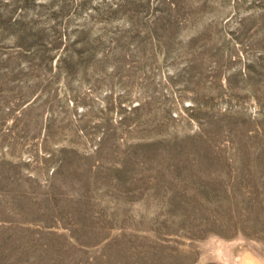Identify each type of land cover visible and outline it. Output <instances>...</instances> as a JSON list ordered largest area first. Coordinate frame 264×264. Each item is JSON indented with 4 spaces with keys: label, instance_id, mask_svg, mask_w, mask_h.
Returning a JSON list of instances; mask_svg holds the SVG:
<instances>
[{
    "label": "rangeland",
    "instance_id": "374dc122",
    "mask_svg": "<svg viewBox=\"0 0 264 264\" xmlns=\"http://www.w3.org/2000/svg\"><path fill=\"white\" fill-rule=\"evenodd\" d=\"M0 264H264V0H0Z\"/></svg>",
    "mask_w": 264,
    "mask_h": 264
}]
</instances>
